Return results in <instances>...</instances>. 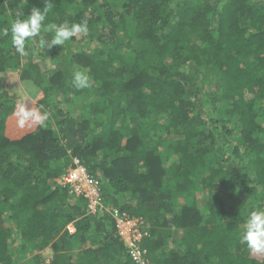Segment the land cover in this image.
Returning a JSON list of instances; mask_svg holds the SVG:
<instances>
[{
	"label": "trees",
	"instance_id": "16d2710c",
	"mask_svg": "<svg viewBox=\"0 0 264 264\" xmlns=\"http://www.w3.org/2000/svg\"><path fill=\"white\" fill-rule=\"evenodd\" d=\"M44 5L0 0V27ZM65 19L88 34L0 37V264H264L241 240L264 208V0H55ZM75 158L102 209L60 182Z\"/></svg>",
	"mask_w": 264,
	"mask_h": 264
},
{
	"label": "clouds",
	"instance_id": "9594fccd",
	"mask_svg": "<svg viewBox=\"0 0 264 264\" xmlns=\"http://www.w3.org/2000/svg\"><path fill=\"white\" fill-rule=\"evenodd\" d=\"M54 5L55 0H45L43 8L33 7L29 15H25L22 10L12 20L10 27H0V37L11 34L16 51L24 54L25 44L32 38L39 37L41 49H51L53 46L65 45L73 37L88 34L89 28L86 19L79 23L65 19L60 23L46 24ZM44 33L50 34V39L45 38ZM71 83L77 90L91 87L89 74L80 67L73 70ZM27 115L28 113H24L25 117ZM44 118L46 119V117ZM66 191L68 192V190ZM241 240L254 253H264V208H256L248 213L241 232Z\"/></svg>",
	"mask_w": 264,
	"mask_h": 264
},
{
	"label": "built area",
	"instance_id": "2783aa9c",
	"mask_svg": "<svg viewBox=\"0 0 264 264\" xmlns=\"http://www.w3.org/2000/svg\"><path fill=\"white\" fill-rule=\"evenodd\" d=\"M74 163L75 167L70 168L63 174L60 182L67 187L70 194L87 198L88 209L91 212L102 209L99 179L90 174L86 168L81 165L78 159L75 158ZM114 214L116 216L119 234L123 236L129 246H132V256L135 259L140 258V250L134 244V240L140 238L141 234L138 226L141 222L137 219H125L123 215H119L116 211H114ZM126 225H129V227L126 228L127 231L125 230ZM134 229H136V231H134ZM129 232L132 233V237Z\"/></svg>",
	"mask_w": 264,
	"mask_h": 264
},
{
	"label": "rangeland",
	"instance_id": "374dc122",
	"mask_svg": "<svg viewBox=\"0 0 264 264\" xmlns=\"http://www.w3.org/2000/svg\"><path fill=\"white\" fill-rule=\"evenodd\" d=\"M127 227H129V225H126L125 226V230H126V228ZM132 229V228H131ZM127 231V230H126ZM129 231V230H128ZM134 231H136V229H134ZM130 233V236L132 237V233L131 232H129ZM252 253L254 254V255H256V256H258V254H264V253H254L253 251H252Z\"/></svg>",
	"mask_w": 264,
	"mask_h": 264
}]
</instances>
